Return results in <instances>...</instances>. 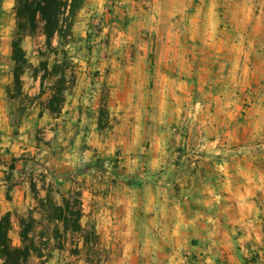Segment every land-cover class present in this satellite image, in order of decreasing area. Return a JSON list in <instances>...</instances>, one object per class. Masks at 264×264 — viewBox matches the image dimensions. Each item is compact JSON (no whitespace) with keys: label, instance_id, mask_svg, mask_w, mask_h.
I'll return each instance as SVG.
<instances>
[{"label":"rangeland","instance_id":"1","mask_svg":"<svg viewBox=\"0 0 264 264\" xmlns=\"http://www.w3.org/2000/svg\"><path fill=\"white\" fill-rule=\"evenodd\" d=\"M15 6L16 0H0V98L15 134L26 125L21 141L30 150L21 159L42 185L12 216L13 244L21 245L20 219L50 192L59 203V193L80 200L82 229L66 232L35 212L44 257L34 264H264V0H87L63 43L75 84L55 115L48 110L51 74L66 58L47 48L39 22L22 41L28 67L22 91L15 89ZM220 24L229 47L244 32L233 112L210 133L215 147L199 153L209 158L205 165L179 153L176 131L177 151L162 156L154 143L167 135L165 124L142 92L125 88L150 82L167 51L158 26L164 39L179 25L202 40L205 26ZM201 44L193 41L191 52ZM198 98L207 102L208 91Z\"/></svg>","mask_w":264,"mask_h":264},{"label":"crops","instance_id":"2","mask_svg":"<svg viewBox=\"0 0 264 264\" xmlns=\"http://www.w3.org/2000/svg\"><path fill=\"white\" fill-rule=\"evenodd\" d=\"M203 30L207 35L200 40L187 35L186 27L178 25L170 30V35L164 39L163 29L158 26L159 38L162 37V42L166 43L167 51L155 62L154 75L150 82L133 83L126 86L125 90L142 92L141 99L146 98V104L155 107L154 114L165 124L163 127L167 130V135L165 138L157 137L154 143L156 150L161 147L158 154L160 152L163 156L177 151L172 148L175 142L172 140L174 134L171 133L176 131L178 147L186 150L179 153L186 155V159L191 158L193 164L205 165V160L209 158L200 157L199 153L204 150L211 151L215 147L207 141L210 133L215 131L217 123L228 121L225 114L233 112V100L240 87L242 57L239 48L244 32L235 34L229 47L227 34H224L226 28L223 25L205 26ZM193 41H199L209 49L201 44L198 50L191 52ZM225 58L230 61L226 66ZM224 78L226 81H223ZM201 91H208L207 102L198 98ZM218 91L222 93L216 95L215 92ZM125 96L127 97V94ZM129 97L132 100L133 96ZM136 101L141 112L139 100ZM33 118L30 117L31 120ZM174 118L177 119L176 129L172 126ZM11 121L8 102L0 98V222L7 213L20 211L33 197V188L41 189L42 185L32 179V170L30 171L29 165H25L21 159L30 150H27L23 140L21 141L26 132V125L21 126V135L18 136ZM205 132L208 136L204 138ZM198 159L203 161L197 162ZM191 191L186 198L191 197L189 202L194 204L196 196L193 194L196 191L192 194Z\"/></svg>","mask_w":264,"mask_h":264},{"label":"trees","instance_id":"3","mask_svg":"<svg viewBox=\"0 0 264 264\" xmlns=\"http://www.w3.org/2000/svg\"><path fill=\"white\" fill-rule=\"evenodd\" d=\"M87 0H16L15 15L17 19L16 40L12 44V59L14 61V82L17 91H22L23 80L28 60L22 41L25 37L33 35L39 25L44 24L43 34L46 38L47 48L57 55L66 58L65 67L54 66L52 76V94L48 104V110L52 115L58 114L66 103V93L74 86L75 76L70 73L72 64L68 61V52L64 49V42L74 35L73 28L80 12L85 8ZM59 39V48H54V40ZM47 66V65H46ZM48 73V67L45 68ZM104 110H101V114ZM102 125V118H101ZM13 169V168H12ZM35 188H33V191ZM61 202H57L48 192L44 198H39L38 209L32 210L27 216L20 219L21 245L13 244L10 233L13 231L12 213H7L0 222V264H34V260L44 257L43 250L37 245V237L34 234V225L38 222L34 217L35 212L54 224H60L67 232H78L82 229L81 202L73 194L66 196L59 193ZM51 256H49L50 261ZM46 264V263H41Z\"/></svg>","mask_w":264,"mask_h":264}]
</instances>
